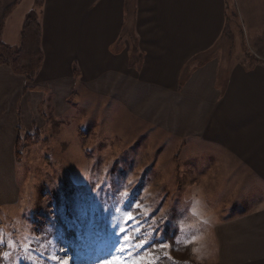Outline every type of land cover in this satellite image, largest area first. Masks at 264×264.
<instances>
[{"label": "crops", "instance_id": "1", "mask_svg": "<svg viewBox=\"0 0 264 264\" xmlns=\"http://www.w3.org/2000/svg\"><path fill=\"white\" fill-rule=\"evenodd\" d=\"M41 1L35 79L0 66V205L15 198L18 135L37 141L49 121L78 113L93 130L103 113L121 114L135 137L147 131L213 151L205 169L216 162L227 176L206 179L201 170L194 182L207 187L205 217H224L210 228L216 262L264 264V54L246 62L218 56L226 0ZM14 10L1 39L11 48L21 30ZM228 183L252 200L224 209Z\"/></svg>", "mask_w": 264, "mask_h": 264}, {"label": "rangeland", "instance_id": "2", "mask_svg": "<svg viewBox=\"0 0 264 264\" xmlns=\"http://www.w3.org/2000/svg\"><path fill=\"white\" fill-rule=\"evenodd\" d=\"M226 3L218 56L264 54V0ZM37 10L22 0L13 20L22 26ZM55 121L19 146L15 198L0 205V264H217L210 228L224 217L209 225L207 187L194 182L201 170L227 176L216 162L205 169L212 150L147 131L135 137L121 114L103 113L93 130L80 113ZM223 190L224 209L252 200L233 183Z\"/></svg>", "mask_w": 264, "mask_h": 264}, {"label": "trees", "instance_id": "3", "mask_svg": "<svg viewBox=\"0 0 264 264\" xmlns=\"http://www.w3.org/2000/svg\"><path fill=\"white\" fill-rule=\"evenodd\" d=\"M21 0H13L9 5L0 3V66L9 67L13 73L21 74L27 82H33L35 75L42 62L43 52L41 47L42 32L37 11L26 17L19 33V44L17 48L6 46L2 39L4 27L9 14L16 8ZM39 10L42 1L33 0ZM226 27V26H225ZM225 30V28H224ZM15 143L16 160L20 157L19 146L23 140H31L28 135H18ZM23 144V143H22Z\"/></svg>", "mask_w": 264, "mask_h": 264}, {"label": "snow or ice", "instance_id": "4", "mask_svg": "<svg viewBox=\"0 0 264 264\" xmlns=\"http://www.w3.org/2000/svg\"><path fill=\"white\" fill-rule=\"evenodd\" d=\"M64 264H67V262H64Z\"/></svg>", "mask_w": 264, "mask_h": 264}]
</instances>
